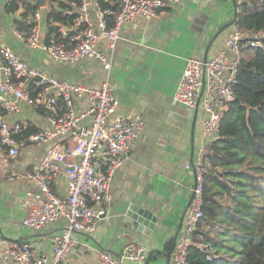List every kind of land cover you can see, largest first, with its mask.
I'll return each mask as SVG.
<instances>
[{"label":"crops","instance_id":"obj_1","mask_svg":"<svg viewBox=\"0 0 264 264\" xmlns=\"http://www.w3.org/2000/svg\"><path fill=\"white\" fill-rule=\"evenodd\" d=\"M8 1L0 0V48L10 49L43 75L85 87L99 86L104 72L95 61L84 59L74 65L56 63L45 51L30 50L17 39L15 19L19 15L5 12ZM57 1L69 5L67 0ZM89 1L96 3L97 0ZM45 2V7L38 8L39 30L43 45H50L58 41L55 34L48 32L46 17L50 4ZM55 5L57 7V3ZM67 13H76L72 4ZM233 16L230 0H183L160 10L152 20L138 19L124 26L113 48L105 41L100 44V50L110 55L112 61L109 84L117 107L111 119L136 114L143 122V131L112 176V199L95 233L71 235L74 245L66 257V264H101L100 251L118 257L129 245L144 248L145 264H172L176 238L183 227L195 182L194 171L186 169L185 165L192 163L203 142L204 118L201 108L188 111L172 98L188 58L203 59L206 55L210 59L224 49L231 25L221 29L231 23ZM51 26L64 39L63 43H68L77 33L73 25L66 27L53 22ZM36 93L35 89H29L33 97ZM3 98L15 103L18 109L13 112L0 110V122L10 126L19 124L35 133L48 129L47 115L41 109L36 110L11 96ZM74 105L81 112L86 108V101L74 99ZM89 119L85 118L82 124L89 125ZM60 143L71 145L65 139ZM48 146L25 142L15 159L0 154V264H17L1 255L6 243L32 244L37 255L50 256L53 237L66 229L65 221L40 231L24 227L22 222L29 214L28 196L37 195L38 190L28 180H10L12 172L37 174ZM103 162H100V171ZM52 190L57 195L65 192L62 176ZM132 205L149 211L154 220L150 222L152 228L139 229L124 220ZM172 237L175 242L170 255L148 259L150 253L163 251ZM123 264L135 263L125 261Z\"/></svg>","mask_w":264,"mask_h":264},{"label":"built area","instance_id":"obj_2","mask_svg":"<svg viewBox=\"0 0 264 264\" xmlns=\"http://www.w3.org/2000/svg\"><path fill=\"white\" fill-rule=\"evenodd\" d=\"M181 1L122 0V7L114 11L101 9L97 1L75 0L71 4L76 12L73 26L77 33L68 43L58 41L43 45L39 10L26 18L25 23L30 26L28 32H14L30 50H43L56 63L74 65L84 59L95 61L104 72V80L95 88L43 75L10 49L0 48V110L17 111L15 103L3 98L11 96L36 110L41 109L49 124L45 131L25 137L21 125L0 122V154L7 159L19 157L22 143L49 144L37 174L12 172L10 175V180H28L38 190L37 195L28 196L29 214L22 224L27 229L40 231L59 221L66 222L65 231L51 241L50 256L37 255L32 244L6 243L1 252L4 258L17 264H66V257L74 245L71 235L95 233L112 199V176L143 131V122L136 114L111 119L117 107L109 84L112 61L110 55L100 50V44L105 41L113 48L124 26L138 19L152 20L160 10ZM263 38L261 33L240 31L235 21L224 49L216 56L205 61L188 58L185 62L172 100L188 111L201 108L203 142L192 163L185 165L186 169L194 171L195 182L183 227L176 238L172 264H186L189 247L203 215V186L210 169V146L219 139L221 123L234 100L242 43L245 47H262ZM30 88L37 91L35 97L29 94ZM74 99H85L86 108L78 112ZM87 117L90 123L83 125ZM61 139L70 141L71 145L65 146L60 143ZM102 161L103 170L100 171ZM60 176L65 179V192L57 195L52 186ZM98 258L101 264H123L125 261L145 264L147 253L141 246L129 245L118 257L102 250Z\"/></svg>","mask_w":264,"mask_h":264},{"label":"trees","instance_id":"obj_3","mask_svg":"<svg viewBox=\"0 0 264 264\" xmlns=\"http://www.w3.org/2000/svg\"><path fill=\"white\" fill-rule=\"evenodd\" d=\"M34 1L9 0L6 4L7 14L16 16L20 11L15 19L18 31L30 30L25 20L38 10ZM47 1L48 32L62 42L51 24L72 26L76 13L67 10L75 0H67L68 6L62 1ZM237 2L233 19L239 30L264 34V0ZM97 4L101 9H119L117 0H97ZM108 24L111 26L110 18ZM261 44L251 48L242 43L234 100L221 123L219 139L210 146L203 215L186 264H264V38ZM22 129L25 137L35 133L30 128ZM174 242V237L169 238L163 251L150 253L148 259L170 255Z\"/></svg>","mask_w":264,"mask_h":264},{"label":"water","instance_id":"obj_4","mask_svg":"<svg viewBox=\"0 0 264 264\" xmlns=\"http://www.w3.org/2000/svg\"><path fill=\"white\" fill-rule=\"evenodd\" d=\"M118 1H119L120 6L122 7V0H118ZM230 1L232 4V7H233L234 16H235V14L237 13L238 3H237V0H230ZM67 4H68V2H67ZM45 5H46L45 0H35L34 1V6L37 8H43V7H45ZM19 13H20V11H19ZM19 13L17 15H19ZM235 21L236 20L233 19L232 22L230 24L226 25L225 27H223L221 29V31L225 30L227 27L232 25ZM206 59L207 58L205 55L203 57V60L205 61ZM124 218H125L124 220L127 223H131L134 227L138 226L139 229L141 227L152 228V224H150V222H154L153 216L149 213V211L140 209L139 207L134 206V205L129 206L128 211L126 212Z\"/></svg>","mask_w":264,"mask_h":264}]
</instances>
